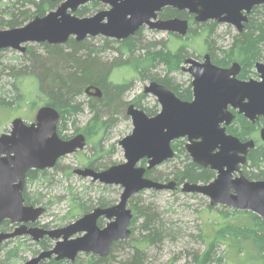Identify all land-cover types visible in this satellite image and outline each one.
<instances>
[{
    "label": "water",
    "instance_id": "obj_1",
    "mask_svg": "<svg viewBox=\"0 0 264 264\" xmlns=\"http://www.w3.org/2000/svg\"><path fill=\"white\" fill-rule=\"evenodd\" d=\"M90 2H101L109 8L92 16H78L77 10ZM262 4L264 0H62L56 9L23 26L0 29V49L24 53L29 43L65 44L71 37L76 41L96 36L123 40L143 26L186 36L189 19L159 18L166 7L187 11L197 23H227L241 32L249 21L248 14ZM239 67L236 62L229 68L221 67L213 63L210 53L202 61L186 58L183 69L193 77L190 101L182 100L157 81L146 85L144 93L154 95L161 110L149 116L134 104L128 105L126 113L133 130L119 141L125 162L99 171L90 167L74 170L78 176L90 177L104 185L121 186L120 200L110 207H96L58 229L35 225L45 208L25 203L27 173L33 169H51L60 158L83 150L86 136L78 133L62 138L58 133L60 113L49 105L39 107L33 122L14 118L11 130L0 134V223L9 220L19 226L0 232V243L23 235L35 242L46 236L55 241L52 248L23 264H49L53 258L74 262L79 253L108 256L114 242L131 235L133 212L128 203L134 195L143 190L178 188L176 181H156L145 173L173 159L172 142L181 138L187 139L185 148L194 162L216 171V178L208 183L185 182L182 192L204 195L212 206L251 211L264 221V179L251 180L240 168L246 164L255 140L242 141L227 132L236 117L233 110L251 123L264 117V62L256 63L259 80L238 79ZM260 138L264 142V127ZM143 159L148 161L146 167L139 165ZM234 173L239 175L233 177ZM100 217L109 220L104 227L98 225Z\"/></svg>",
    "mask_w": 264,
    "mask_h": 264
},
{
    "label": "trees",
    "instance_id": "obj_2",
    "mask_svg": "<svg viewBox=\"0 0 264 264\" xmlns=\"http://www.w3.org/2000/svg\"><path fill=\"white\" fill-rule=\"evenodd\" d=\"M59 2L60 0H13L1 3L0 28L5 27L10 29L23 26L26 22H30L37 16H44L46 12L53 10ZM28 4L32 5L34 10L27 8ZM94 4L97 5L98 3ZM89 7H82L78 10L77 14L83 16L89 11ZM159 17L162 19L173 17L187 18L190 20V32H196L193 30L192 24H196L197 26L204 25L203 23L193 21V17L188 12L172 7L164 8L159 13ZM217 24L218 22L212 21L210 27L206 26L204 28L203 34L206 33L207 35L205 34V36L208 39L215 34ZM141 29L135 35L123 40L103 38V42L100 45L93 43V39L89 40V37L82 41H76L72 37L65 44L50 45L43 43L46 49L45 54L38 53L33 48H27L23 55L26 60L25 66L17 70V72H13L15 76L13 83L16 89L15 97L9 101L2 100L0 102L1 105H4L7 109L11 108L13 103L17 105L16 107L22 108H32L42 104L54 107L60 113L58 133L62 138L67 139L65 131L67 130L68 121L71 118L75 119L77 115L84 111V104L80 99L84 94L91 96V99L87 100L86 104L93 116L85 126L76 127L75 132L77 134L83 133L88 138V143L93 144V151L90 155L80 154L77 160L81 166H88L95 170L106 169L115 165L114 163L110 165L111 163L102 162L105 160V156H108V153L111 154L114 145L108 150L104 149L101 140L103 134L113 124L111 122L115 121L121 107L123 108L122 98L131 88V82L117 83L111 81L110 72L112 69L131 65L142 78L144 77L165 85L182 100H192L191 86L182 88L171 77L173 72L183 69L181 65L184 64V60L189 55L185 44H176L175 41L171 40L172 38L169 39L170 42L142 41ZM170 36L178 40L181 39V36L178 34ZM173 46H175V49H173ZM108 50L114 51L117 56L112 60L101 58V54ZM209 52L215 64L228 66L232 62L237 61L243 65L242 76L252 74L255 62L264 58V4L253 8L249 21L243 31L237 32L233 36L232 43L227 49L210 44ZM160 67H162L163 72H166L162 78L153 73L154 69ZM25 83L32 84V87L30 89L24 88L23 91ZM91 89H99L101 94H92ZM139 99L131 103L145 110L149 116H153L154 111L144 108L140 104ZM103 116L107 119H103ZM259 123H264V118H261L259 122L251 123L243 115L236 113L235 119L227 127L229 133L239 137L242 141L255 140L256 145L250 149L247 162L243 166L244 174L251 180L264 179V143L258 137ZM173 148L175 150V158L182 159L181 162L175 164L173 170L167 174L163 172L158 173V168L156 167L147 171V176L161 182L174 180L177 182L178 187L187 181L191 183H208L214 178V171L209 167L199 165L191 159L186 151L183 140L175 141ZM58 163L59 161L52 171H57L61 167ZM145 163L146 160H143L142 164L145 165ZM74 170L73 172L64 169L60 171H64L69 176L74 173ZM53 174L49 172V169H33L28 171L26 186L23 192L27 205L43 206L46 212L45 195L40 191H27V187L29 184L35 182L42 184L49 178H52L50 176ZM104 188L106 189L107 187L104 186ZM195 195L197 194L193 193V196ZM72 199L75 208L79 209L80 212H89L95 206L107 207L111 205L110 201L101 196L93 197L89 195L83 200L77 194H73ZM78 199L80 201H77ZM134 207L135 214L141 213L145 216L142 228L148 233H144L142 238L137 240L138 242L133 246V254L127 257L123 264H144L146 249L154 242L161 241L165 233H167V230L165 231L163 228L164 224L162 220L154 208L151 206ZM208 208L207 212L214 213L212 206ZM222 208L224 210L218 209L217 214L214 213L215 215L213 214L212 217L209 216L207 218L210 219V224L212 223V225L217 226L213 234L204 230L198 236L202 241L206 242V247L202 253L198 252L194 254L195 263L223 264V257L217 254V246L224 244L225 247H230L241 238L250 240L257 251L259 249V255L256 257L263 258V219L251 211L228 210L223 205ZM135 217L133 218L132 226L136 221ZM231 222H234V224H231ZM131 229L132 235L134 229L132 227ZM0 230H12L10 222L7 220L1 222ZM27 240L30 241L28 236L25 235L0 243V264H19L25 260L26 257L23 255V252L26 250L31 251L35 256L41 251L52 247V240L48 237L31 243V246L25 242ZM121 244L122 241L114 242L108 256L87 255V260L80 262L79 258L81 256H79L76 262L77 264H112L114 263V255L118 250V246ZM51 263L69 264L70 262L61 260L58 262L51 261Z\"/></svg>",
    "mask_w": 264,
    "mask_h": 264
},
{
    "label": "rangeland",
    "instance_id": "obj_3",
    "mask_svg": "<svg viewBox=\"0 0 264 264\" xmlns=\"http://www.w3.org/2000/svg\"><path fill=\"white\" fill-rule=\"evenodd\" d=\"M9 1L13 0H2L0 1V5L1 3H6ZM61 1L62 0L56 4L54 9L60 5ZM94 3L98 4L96 5ZM84 6H90L89 11L83 16L78 15V10ZM27 8L34 10V7L30 4L27 5ZM108 8L109 6L107 4L101 2H90L81 6L77 10L76 14L80 17L92 16L98 11ZM4 18L6 19V17ZM211 22L212 21L203 23L204 25L202 26L192 24V28L196 32L189 31L186 36H181L180 40L170 36L175 35L174 33L152 30L145 26L141 29V38L142 41L146 42H170L169 39L172 38L171 40L175 41L176 44H185L186 50L189 54L187 58L194 57L195 59L203 60L204 54L209 52L210 44L220 46L222 49H227L232 43L233 36L238 32L237 29L231 24L218 23L215 27V34L208 39L205 36L206 33L203 34V30L206 26L210 27ZM27 23L28 22L25 24ZM0 29L9 28L2 27ZM91 38L93 39V43L100 45L103 42V38L105 37H89V40H91ZM26 46L27 48H33L34 51L38 53H46L43 43H29ZM173 49H175V46H173ZM0 50L1 102L2 100L9 101L15 97L16 89L13 85L15 76L13 75V72H17V70L20 68L22 69L26 64V60L23 56L24 53H21L17 50ZM116 56L117 54L111 50L101 54V58L104 60H112ZM259 61L264 62V58ZM184 65L185 64H182L181 66L183 67ZM253 70L255 69L253 68ZM110 73L111 81L113 82H131V88L122 98V103L124 104L123 108L121 107L119 114L116 115L115 121L111 122L113 124H111L107 129V132L103 134L101 140V144L104 149L106 148L108 150L112 145H114V149L111 154L108 153V156H105V160L102 161L104 163L107 162V164L111 163L110 165H112V163L118 164L125 161L124 151L119 145V141L123 137L129 135L133 130L132 120L130 116L126 114L128 105L132 101L140 98V104L144 108L152 109L154 111V115H156L161 110V105L154 95L144 93L145 86L148 85L152 80L144 77L142 78L138 71H136L131 65L117 67L112 69ZM153 73L161 78L166 74V72H163L162 67L154 69ZM251 75H253L254 79H258L257 73H253ZM171 77H173L174 82L182 86V88L191 86L193 79L191 74L183 69L173 72ZM25 84L23 86V91L24 88L30 89L32 87V84H26V87ZM92 91L95 92V90ZM89 99H91V96L86 94L83 95L80 101L84 104V111L77 115L75 119L71 118L70 121H68L67 130L65 131V135L68 138H71L77 134L75 132L76 127L80 128L85 126L92 118L93 114L90 112L88 105L86 104V101ZM125 103L127 104L125 105ZM16 106L17 105L13 103L11 108L7 109V107L1 105L0 103V134L8 133L11 130V122L16 117L22 118L26 122L35 121L36 113L40 107L35 106L32 108H22ZM104 116L102 118L107 119ZM258 125V130L260 127H264V123H259ZM181 140H183L185 144L187 143L186 138ZM92 146V143H88V145L83 150L60 158L58 164H60L61 167L57 171H52L54 168L49 169V172L54 174L50 176L52 178H49L44 183L38 184L35 182L28 185L27 191H40L45 195L44 198L47 209L35 225L47 229H58L75 221V219L86 213L83 211L80 212L79 209L75 208V204L72 199L73 194H77V196L83 200H85L89 195L93 197L101 196L104 199L110 201L111 205L116 204L120 200V195L123 191V188L119 185H104L99 181H93L90 177H81L75 173H72L68 176L64 171H60L64 169L68 171L71 170L73 172L74 169L83 168L84 166H81L77 160L78 156L80 154L90 155L93 151ZM181 160L173 158L171 161H167L159 167L157 166L158 173L163 172L164 174H167L171 172L174 168V165L181 162ZM104 186L107 188L105 189ZM77 201L80 200L78 199ZM128 205L131 207V209H133V212L135 208L134 206H137L138 208L140 206H151L162 220V223L164 224L163 228L165 231L167 230V233L164 232L165 236L161 241L154 242L146 249V258L143 261L144 264H196L194 254L198 252L202 253L206 247V242L202 241V239L198 237L199 234L203 233L204 230L213 234L214 230L217 228V226L212 225V223L210 224V219L207 218L209 216L212 217L214 213L217 214L218 209L224 210L222 205H210V199L204 195L197 194L193 196V194L190 193H184L181 191L174 192L169 190H144L134 195L129 200ZM209 206L213 207L214 213L207 212ZM95 207H92L89 211ZM227 208L228 210L232 209L230 207ZM135 215L136 221L132 226L134 232L129 238L123 240L122 244L118 246V250L114 255L115 260L112 264H123L126 258L133 254V246L138 242L137 240L141 239L144 233H148L142 228L143 223L145 222V216L141 213H136ZM231 224H234V222H231ZM28 238L30 241L27 240L25 242L31 246V243L34 241L30 236H28ZM54 244L55 241L52 240V246ZM217 251L218 256L223 257V264H264V257H256L259 255V249L257 251L254 244L246 238H241L236 244H232L230 247H225L224 244H219L217 246ZM23 255L26 258L19 264H23L34 256L29 250L23 252ZM86 260V254H82L79 258V262Z\"/></svg>",
    "mask_w": 264,
    "mask_h": 264
},
{
    "label": "flooded vegetation",
    "instance_id": "obj_4",
    "mask_svg": "<svg viewBox=\"0 0 264 264\" xmlns=\"http://www.w3.org/2000/svg\"><path fill=\"white\" fill-rule=\"evenodd\" d=\"M187 12V11H186ZM250 15H251V13L250 14H248V18L250 17ZM190 16H192L193 17V15H190ZM193 19H194V17H193ZM190 21V20H189ZM248 23V22H247ZM247 23H245V25L247 24ZM236 28V27H235ZM238 31V30H237ZM208 53H210V52H208ZM212 57V56H211ZM213 61V60H212ZM236 63H238L239 64V72H238V74H237V78L238 79H241V80H249V79H254L253 78V75H248V76H242L243 75V65L242 64H240L239 62H237V61H235ZM235 62H232L230 65H228V66H221V67H224V68H229V67H231L232 66V64L233 63H235ZM257 62H259V61H256L255 62V65H254V69L255 70H253V73H257V75H258V80L260 79V77H259V73H258V71H257V68H256V63ZM260 62H262V61H260ZM214 63V62H213ZM252 73V74H253ZM191 88H192V85H191ZM92 90H94V89H91V92H93ZM96 92H93L92 94H95ZM101 94V93H100ZM146 94V93H145ZM192 95H193V91H192ZM130 104H132V103H130ZM135 105V104H134ZM135 107H137V106H135ZM139 108V107H138ZM233 112L235 113V115H236V113H237V111L236 110H233ZM127 114V113H126ZM261 118H264V117H260L256 122H259L260 121V119ZM255 122V123H256ZM230 126V125H229ZM228 126V127H229ZM261 128L262 127H260V129H259V136H260V130H261ZM227 132H228V130H227ZM229 133V132H228ZM178 140H181V139H178ZM175 141H177V140H175ZM175 141H173L172 142V147H173V143L175 142ZM88 145V138L86 137V146ZM185 146H186V144H185ZM174 149V148H173ZM78 151H81V150H78ZM175 151V150H174ZM175 158V157H174ZM248 158V157H247ZM143 160H146V163H145V165H143L142 164V161ZM142 161H141V163L139 164L140 166H147L148 165V161H147V159H143ZM168 161H170V160H168ZM167 162V161H166ZM166 162H164V163H166ZM163 163V164H164ZM116 165V164H115ZM162 165V164H161ZM160 166V165H159ZM158 166V167H159ZM243 166L244 165H241L240 166V168L242 169V174L243 175H245L244 174V169H243ZM85 167H88V166H85ZM85 167H83V168H85ZM91 168V167H90ZM210 168V167H209ZM152 169H154V168H152ZM211 169V168H210ZM101 170H104V169H101ZM149 170H151V169H148L147 171H149ZM212 170V169H211ZM99 171V170H98ZM147 171H146V173H145V176L146 177H148V178H150L149 176H147ZM212 171H214V170H212ZM237 175H239V173H234V176L233 177H236ZM246 176V175H245ZM247 177V176H246ZM216 178V171H214V178L212 179V180H214ZM26 179H27V177H26ZM211 180V181H212ZM258 180H263V179H258ZM171 181H174V180H171ZM176 184H177V182H176ZM184 184V183H183ZM183 184L182 185H180L176 190H174V191H181L182 192V190H181V187L183 186ZM178 186V185H177ZM190 194H193V193H190ZM195 194H197V193H195ZM118 203V202H117ZM115 205V204H114ZM110 206H113V205H110ZM110 206H107V207H110ZM129 206V205H128ZM224 206V205H223ZM96 207H99V206H96ZM95 207V208H96ZM226 207H228V206H226ZM104 208V207H103ZM129 208H131V207H129ZM230 208H232V207H230ZM94 209V208H93ZM92 209V210H93ZM232 209H234V208H232ZM91 210V211H92ZM234 210H237V209H234ZM238 211H247V210H238ZM90 212V211H89ZM132 212H133V209H132ZM86 213H88V212H86ZM86 213H84V214H86ZM83 214V215H84ZM83 215H81V216H83ZM80 216V217H81ZM80 217H78V218H80ZM135 217V213L133 212V218ZM77 218V219H78ZM133 218H132V220H131V224H130V228L132 227V222H133ZM76 220V219H75ZM7 221H9V220H7ZM108 219H106L105 217H100L99 219H98V225L100 226V227H104L107 223H108ZM10 222V221H9ZM70 224V223H69ZM17 226H19L18 224H13V223H11L10 222V228H12L13 227V230L17 227ZM31 226V225H30ZM47 229V228H46ZM10 231H12V230H10ZM131 231H132V229H131ZM0 232H7V231H1L0 230ZM79 235V234H78ZM47 237V236H46ZM17 238V237H16ZM49 238V237H48ZM43 239V238H42ZM33 240V239H32ZM35 242V241H34ZM38 242V241H37ZM52 248V247H51ZM111 249H112V247H111ZM82 254H86V255H97V254H92V253H79L78 254V256H77V258H76V260L74 261V262H71V261H69V260H66V259H63L64 261H68V262H70V263H72V264H77V259H78V257L79 256H81ZM110 254V253H109ZM97 256H99V255H97ZM101 257V256H100ZM51 261H53V262H58L57 260H55L54 258L53 259H51V260H49V264H52L51 263ZM59 261H61V260H59Z\"/></svg>",
    "mask_w": 264,
    "mask_h": 264
}]
</instances>
